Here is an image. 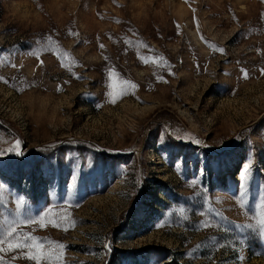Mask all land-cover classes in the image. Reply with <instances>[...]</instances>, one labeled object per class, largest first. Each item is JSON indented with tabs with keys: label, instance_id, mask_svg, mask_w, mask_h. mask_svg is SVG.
Segmentation results:
<instances>
[{
	"label": "rangeland",
	"instance_id": "374dc122",
	"mask_svg": "<svg viewBox=\"0 0 264 264\" xmlns=\"http://www.w3.org/2000/svg\"><path fill=\"white\" fill-rule=\"evenodd\" d=\"M0 152L3 264H264V0H0Z\"/></svg>",
	"mask_w": 264,
	"mask_h": 264
},
{
	"label": "snow or ice",
	"instance_id": "6c2138e0",
	"mask_svg": "<svg viewBox=\"0 0 264 264\" xmlns=\"http://www.w3.org/2000/svg\"><path fill=\"white\" fill-rule=\"evenodd\" d=\"M115 102V101H113ZM17 144H19L20 142L17 141ZM12 151H15V149L13 148ZM5 153L0 152V155H4ZM18 154H22V153H18ZM244 175H247V171L244 172ZM246 196H247V188L242 186V190L240 192V206L243 207L244 204L246 203ZM25 202L21 201L18 205V211H22L24 208ZM262 207H264V205H262ZM247 227H253V225L249 224L247 225ZM259 228L262 230V233H264V219H261L259 222ZM16 235V230L13 229L12 232H10L8 234V239H11L13 236ZM42 238L39 237H28L25 238L23 240L22 243H16V244H9L7 249H3V251H11V250H15V249H20V248H26L29 250H35V248L37 247L36 245H30L29 244V240H36V241H40ZM32 261H35L36 264H51V257L44 255L42 253L37 252L36 254L30 255L28 257H26ZM0 264H3V258L0 257Z\"/></svg>",
	"mask_w": 264,
	"mask_h": 264
}]
</instances>
